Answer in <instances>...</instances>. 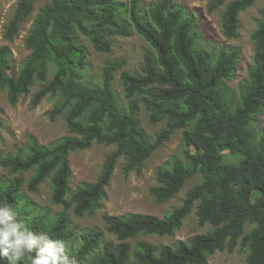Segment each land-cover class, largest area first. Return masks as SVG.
<instances>
[{"label": "trees", "instance_id": "16d2710c", "mask_svg": "<svg viewBox=\"0 0 264 264\" xmlns=\"http://www.w3.org/2000/svg\"><path fill=\"white\" fill-rule=\"evenodd\" d=\"M36 0H19L5 37L14 39L33 12ZM55 15L45 39L35 43L16 76L10 75V49L0 48V89L9 102L27 95L36 82L42 88L34 94L32 106L47 97L58 102L50 112L55 118L67 112L72 137L52 147L31 146L28 157H0V167L13 173L37 168L28 190L36 192L47 180L51 202L64 207L54 217L41 212L23 195L24 179L0 180V208L11 207L18 218L35 213L32 230L54 242H66L69 258L78 264H209L217 251H248L247 264H264V131L255 128L256 117L264 114V6L252 32L255 53L248 77L236 90L234 80L241 61L240 50L219 48L209 51L200 41L197 17L172 0H129L125 12L120 0H49ZM226 0H211L209 11ZM258 0H235L226 5L221 18L223 35L238 38L239 15ZM137 32L154 52L144 54L142 74L123 71L120 75L125 108L114 91L115 75L125 62L116 60L103 69L102 84L82 81L88 55L76 32L101 53L112 49L111 35L129 37ZM52 76V78H50ZM50 78V79H49ZM237 92V95L234 94ZM143 107L151 123L166 121L165 128L150 140L138 115ZM4 122L0 118V131ZM183 130L181 156L156 172L159 186L150 193L160 203L175 197L186 182L200 175V184L191 188L181 207L170 215L128 213L103 216V230L80 232L71 229L76 217L100 208L113 171L121 157L126 173L141 171L144 163ZM93 143L116 146L93 183H83L72 191L73 176L69 156ZM227 152V153H226ZM236 157L230 162L228 157ZM197 203L201 225L212 230L190 242L177 241L173 247L129 240L140 235L160 237L180 229ZM247 224L252 225L246 233ZM38 249L33 250L35 255Z\"/></svg>", "mask_w": 264, "mask_h": 264}, {"label": "rangeland", "instance_id": "374dc122", "mask_svg": "<svg viewBox=\"0 0 264 264\" xmlns=\"http://www.w3.org/2000/svg\"><path fill=\"white\" fill-rule=\"evenodd\" d=\"M155 0H145L149 5ZM173 3L182 6L189 14H193L198 20V31L201 35V45L209 51L219 48L240 50L241 61L239 70L233 81L228 83L229 88L236 90L243 80L248 77V69L253 65L255 47L251 39L252 32L257 28V20L261 18L260 10L264 6V0H258L251 8L239 15L240 27L238 38L228 39L223 35L221 18L227 4L235 0H226L217 10L210 12L211 0H172ZM19 0H0V48L10 49V61L12 68L10 75L16 76L28 55L33 44L46 38L51 21L55 15L49 0H36L31 15L20 25L18 34L12 40L5 37V29L13 18ZM129 0H120L119 6L125 12L124 20H127L126 10ZM82 45L86 48L88 60L86 69L82 73L84 83L100 86L104 66L107 63L124 60L123 68L115 75L114 91L125 108L127 100L124 98L120 75L123 71L132 74H142L144 67V54L154 52L150 45L134 30L129 37L111 35L112 49L109 53L96 51L90 42L76 32ZM52 78V76H50ZM49 78V79H50ZM42 88V84L36 82L30 92L18 98L16 105L9 102L6 90L0 89V118L4 127L0 131V157L15 156L17 154L28 157L31 154V146L38 142L41 147H52L66 138L72 137L66 116L67 112L51 118L58 99L47 96L41 103L33 107L34 94ZM237 95V92L234 91ZM141 127L146 131L150 140L155 141L157 135L165 128L166 121L156 124L150 122L146 110L141 107L138 115ZM255 128L259 132L264 131V114L256 117ZM183 130H178L169 142L163 144L143 165L142 170L125 172L126 159L121 157L113 171L109 185L105 189V197L100 202V208L92 214L76 217L72 210L68 214L72 219L71 229L80 232L88 229H100L107 235L108 241L117 242L116 237L108 234L104 227L103 216H123L128 213H139L164 218L175 209L182 206L188 191L200 184V175L188 180L184 188L171 200L160 203L150 193L152 187L159 186L156 180V172L170 165L172 159L181 156ZM116 146L93 143L91 148L84 151L71 152L69 156L72 169L71 190H76L83 183H93L100 176L104 163L109 155L114 153ZM227 153V152H226ZM230 162H235L236 157H228ZM37 168H32L20 173H13L7 168L0 167V180L24 179L23 195L37 210L47 212L54 217L64 211V207L53 205L51 202V184L47 180L36 192L28 190V184L36 176ZM197 203L191 213L186 217L180 229L172 235L160 237L156 235H140L129 240L132 249L137 242L146 241L154 245H166L173 247L177 241L190 242L195 236L206 234L212 230L210 224L201 225L197 215ZM252 225L247 224L246 233ZM247 250L237 248L230 253L227 250L217 251L209 257V264H247Z\"/></svg>", "mask_w": 264, "mask_h": 264}, {"label": "clouds", "instance_id": "9594fccd", "mask_svg": "<svg viewBox=\"0 0 264 264\" xmlns=\"http://www.w3.org/2000/svg\"><path fill=\"white\" fill-rule=\"evenodd\" d=\"M34 216L18 218L11 207L0 208V264H78L67 255L66 242L32 230Z\"/></svg>", "mask_w": 264, "mask_h": 264}]
</instances>
